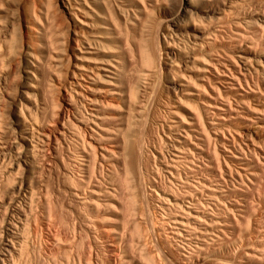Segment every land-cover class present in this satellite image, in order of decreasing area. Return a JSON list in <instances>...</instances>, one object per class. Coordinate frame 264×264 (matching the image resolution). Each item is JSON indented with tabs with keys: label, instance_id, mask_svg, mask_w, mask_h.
Wrapping results in <instances>:
<instances>
[{
	"label": "bare ground",
	"instance_id": "6f19581e",
	"mask_svg": "<svg viewBox=\"0 0 264 264\" xmlns=\"http://www.w3.org/2000/svg\"><path fill=\"white\" fill-rule=\"evenodd\" d=\"M41 2L40 0H0V89L4 87L7 90L6 95L9 93L7 103L12 106L18 103L13 93L22 83H20L21 79H25L27 84L30 83L28 87L38 91L41 84L45 86L47 84L48 91L56 89L59 97L62 96V93L58 95L61 88L66 91L68 95L66 97L69 99L63 110L66 115L63 114L64 116L61 117L58 114L56 118L54 117L55 120L51 119L52 121L47 125L60 126L56 128V132L61 140L65 141L66 138L71 137L80 144V147L77 145L76 148L83 161L78 168L81 175L79 174L76 181V189L72 187L74 190L70 192L78 204L84 207L83 209L86 207L91 213L89 218L84 217L88 222L84 223L87 224L85 226L88 231L93 226L92 216L99 204L116 202L117 192L122 191L128 194L130 209L128 207V215H126L128 219L134 220L132 223L136 230L133 227L135 232L130 234L128 243L124 240L125 237L123 238L122 229L120 232L115 231L116 233L113 231L114 237L108 239L106 248L111 256L118 259L119 264H143L140 259L143 252L148 256L151 249L160 248L155 239L156 234H159V231L156 232L157 227H154L155 220L161 226L162 230L159 229L164 232L163 236L165 234L168 242H178L181 247L183 245L195 249L196 252L192 250L198 255L193 257L192 252L184 254L183 264H204V261L211 256L217 260L216 256L220 253L223 243L221 237L228 229L223 225L221 215L224 211L230 213L228 214L230 216H227L228 220L231 214L234 216L236 212H240L236 204L237 198H244L242 191L236 192L232 187L227 189L226 185L233 182L236 185L251 186L256 182L254 172L244 178L239 175V179L234 178L232 174H238V171L231 166L234 161L228 159H238L235 158V154L246 159L261 155L257 152V147L252 148L251 145L254 147L255 145L246 143V140L250 139L251 133L264 134V55L262 61L257 59L255 62L249 57V50H242L238 55L236 54L237 59L233 56L236 59L234 62L232 57H229L232 60L226 58L231 55L224 54L225 52L223 55L224 49L221 50L215 45L209 50L204 66L195 67L201 74L198 79L202 83L193 85L174 72L175 78L170 74L171 81L174 82L170 88L181 96L176 99V103L171 100L159 103L161 100L159 101L157 98L159 96H156L155 83L162 72L166 75L170 73V69L167 70L165 64L161 63L166 48L165 42L169 43L165 39L166 35H160L161 26L151 19V9L144 1L80 0V4L85 7V10H80L83 16L80 19V12H73L70 1L62 0L60 6L70 16L74 25L78 23V27L69 29L71 34L65 31L63 21L61 22L58 17V13L63 11L57 12L56 8L51 12L48 7L41 6L43 4ZM148 2L149 5H153L152 10L156 9L153 0ZM82 5L78 6L83 7ZM210 29L198 33L197 38L194 36L200 42H193L192 51H200L203 45L213 44L217 35L212 30L214 28ZM170 36L169 34L168 37ZM218 37L220 36L216 38ZM191 59L196 61L194 57ZM224 75H228L229 78H224ZM33 95L34 99H38L37 95L32 94V97ZM49 95L54 96L52 93ZM108 96L110 99L106 98ZM184 98H194L195 106H188L189 102ZM36 101L38 103V100ZM21 102L19 101L20 105ZM33 107L36 111L42 109L40 104ZM160 107L162 117L159 118L155 112ZM19 108L18 111L22 114V106ZM179 108L184 113H180ZM239 109L248 113V118L252 121H249V125L253 127V131L248 135H237L240 139L237 141L233 135L234 131L225 124L228 121L226 119H231L233 113H237ZM26 112L29 117L26 118L23 114L22 118L28 120H17L21 136L29 147L34 149L37 146L34 139L38 135L37 140L39 139L38 142L41 144L38 142L37 144L46 148L49 153L58 142L55 130H44L37 116L33 117L36 112L33 115L30 110L29 113L27 110ZM1 128L4 127H0V130ZM1 131L0 139L4 133ZM59 142L58 144L61 143ZM229 144L232 148L227 149ZM148 145L151 148L149 150H152L150 158L154 165L153 169L146 155L148 154L146 151L149 152L146 150ZM257 145L263 147L264 138L260 139ZM19 148L20 146L15 147L18 150ZM227 153H230L231 157H227ZM91 160L94 161L92 168L97 165L102 168V172L105 168L106 177L110 176L112 182L108 181L110 182L108 190L91 186L94 185L91 184L92 177L89 174L90 169L88 170L89 167L91 168ZM64 164L62 163L63 166ZM63 166L62 173L66 177L67 170ZM16 167L17 173L21 169L19 165ZM7 173L11 175L10 172ZM115 175H120L122 179L120 186L114 183ZM10 179L11 177L5 178L7 183ZM32 179H29L30 182L35 180ZM24 180L25 178L15 184L16 187L9 185L10 189L6 188V182L1 183L8 190L5 200L8 201V210L5 209L9 211V216L5 227L0 231V244L4 258L8 257L10 261L24 255L25 248L22 250L25 243L24 236L29 231L25 229L29 223L25 225V222H28V216L30 218L32 215L28 211L34 212L32 211L34 208H31L37 202L35 198L38 195L42 199L48 197L44 193L48 194L49 181L46 183L36 178L35 183H30ZM145 187L149 188L150 193L146 192L148 190L145 191ZM141 190L142 192L144 190L147 196L142 195ZM150 199L158 203L155 208L163 212L161 213L163 215L159 217L157 214L160 212H156L157 216L154 214L155 208L148 203ZM19 200L24 201L23 206L18 205ZM36 205L35 207L38 206ZM13 215L17 218L14 219L15 223L10 219ZM137 219H140L141 224L135 222ZM228 221L230 223V220ZM142 223L145 225L144 228L140 226ZM102 231L104 232V229ZM26 237L25 239L28 240ZM179 245L176 247L181 249ZM126 247L131 250V254ZM159 248L157 249L160 251ZM133 253H137L138 256ZM79 259L77 264L81 263ZM13 261L10 264H16Z\"/></svg>",
	"mask_w": 264,
	"mask_h": 264
},
{
	"label": "rangeland",
	"instance_id": "374dc122",
	"mask_svg": "<svg viewBox=\"0 0 264 264\" xmlns=\"http://www.w3.org/2000/svg\"><path fill=\"white\" fill-rule=\"evenodd\" d=\"M40 1H42L41 4L43 3L41 6L43 7L45 6V8L48 7L49 8L48 10L51 12L52 10L54 11V9L56 8H57V12L63 11L61 13H58V17L61 20V22L63 21V25H64L63 27L65 31H67V33H70L69 29L71 30L73 27H78V23H75L76 25H74V23H72L71 21L72 19L70 18V16L67 15L66 12L63 10V8L60 6L62 0H40ZM69 1H70V5H72L71 7L73 9V12L78 13L79 11L80 19H82L83 16H81L80 10H85V7L82 4H80V0H77V1L69 0ZM142 1H144L148 5V7L151 9V12H152L151 19L155 21L157 25L160 24L161 26V28L159 27L160 35L161 34L166 35L165 39L168 41L167 43H169V44H166L165 42L166 48L164 47L165 48L164 55L161 59V63L165 64V67L167 70L170 69L169 71L170 73L166 75L165 73L163 74L162 72L160 78L155 83L156 84L155 88L157 91L156 96L158 95L159 96L157 97L158 100L159 101L161 100V102L158 101L159 103H163L167 100H171V102L176 103V99L180 98L181 96L179 93H175L173 89L170 88L171 84H174V82L171 81L172 75H173V78H175L174 72H176L180 78L186 81H189L193 85L195 83H202L201 80L198 79L199 75L201 74L199 73V71H196L197 68L195 67L204 66L203 63L206 62L205 59H208L207 54H209L210 52L209 50H212V47L215 45H216L215 47L219 49L221 48L224 49V51H222V54L225 52L224 54L231 55L228 57L225 55L226 58L228 59H231L229 57L233 58V56L234 58H236L237 55L242 50H247V51L249 50L248 52L250 53L248 54H249V57L252 58V60L256 62L257 59H260L262 61V56L264 55V0H153V2L156 5V9L154 10H152L151 8L153 5L148 4L149 0H142ZM78 5H82L83 7H80ZM83 12L85 13V11ZM59 14L62 16H60ZM210 28L211 29L214 28L212 30L216 32L217 36H220V37L216 38L217 37L216 36L215 38L217 40L214 38L213 44L211 45H206V46L203 45L202 46L203 48L201 47L200 51L198 50L192 51L193 42L194 43L200 42L199 39H195L196 35H198V33L202 31L206 32ZM215 29H218L220 32L218 30L215 31ZM169 34L171 35L170 37H168ZM64 36H66V34ZM159 37H160V40L163 41L161 36ZM191 57H194L196 61L192 60ZM236 59H234L235 60L234 62H236ZM178 72H180V74ZM224 76H225L224 78H229L228 75H224ZM25 81H26L25 79H21L20 83L22 82L21 83L22 85L19 83L20 84L18 85L19 87L18 86L16 87V89L18 88L17 91L15 89L16 92H14L16 94L13 93V95H16V98L18 101L17 103L18 105L17 104L15 105L17 106V108L7 103L9 101V96H7L9 95V93L6 95L7 90L4 87L2 88L5 91L2 88L0 89V100L4 99L3 101L2 100L0 101V107H1L0 108V118H1L0 121L2 123V124L0 123L1 124L0 127L2 126L4 127V128H1L2 131L0 130L2 133L4 132L1 137L2 140L0 139V142H1L0 143V188H1L0 189V193H1L0 194V231L3 230V228L5 227L6 220L8 219V216H9V211H7L8 201L7 202L5 201L7 200L6 192L8 190L5 189L4 188L5 186L2 185V184H5L4 182H6L7 180V179L5 180V178L11 177L9 182L8 183L6 182L7 183L6 188L8 189H10L9 185L10 187L12 185L14 186L15 184L17 185L18 183L23 181L24 178H25L24 181H29V182H30L29 180L30 178L31 179L33 178L32 180H34L35 178L34 180L35 182L37 181L36 180L37 178L38 180L46 181V183L49 181L48 182L49 184L47 183L49 190L47 188L48 194L46 192L44 193V195L48 196V197L44 196L46 197L47 200L45 198H44L45 200L42 199V197L38 195L40 200L38 199V196L37 198H35V200L37 202L41 201L40 202L41 205L39 202L37 203L35 201L36 202L35 204H37L39 207L37 205H36L37 207H35V204H34L33 205L34 207L32 206L31 208V209L34 208V210H32L34 212H31V210L30 212L28 211V213L29 214L32 213V215H30V218L28 216L27 219L29 221L28 222L26 221L25 225L26 223L27 224L29 223L28 224L29 226L26 225L25 229L29 230L27 231L28 233L26 232L27 233L26 236L27 235H30V236L29 237L24 236L25 243H23V246L25 247L22 246V250L25 248L24 250L28 254L23 251L24 255L22 256L20 255L21 257H18L19 260L16 257V259L15 258L13 259L14 261L12 259L10 261L8 257L4 258L3 256L4 252L2 251L1 244H0V251H1L0 259L4 258V260L1 259L2 262L0 260V264H3V262L4 263L6 262L5 264H10L12 261L13 263L15 262L16 264L18 263L19 264H62V263L63 264H66V263L75 264V262L77 264L79 258H80L79 261L81 260L80 264H87V263L88 264H91V263L92 264H119L118 259L115 256H111L112 254L108 251L106 246H108L107 243H109L108 239L111 237L112 238L114 237L116 233L115 231L120 232L122 229L123 238L124 237L126 238V239L124 238V240L127 241V243L129 241L128 239L130 237V234H133L135 232L134 231L135 225L133 226L134 223H132L134 222V220L132 221L131 219H128L129 217H127L128 210L130 209L129 207L130 201L128 199L129 198L128 194L122 191H119L117 192L115 196V199L117 200L116 202L111 201L108 204L107 203H103V205L99 204L97 208L98 211L96 210L97 212L95 211L94 215L92 214L94 216V217L92 216V223L94 222L93 226L88 231V228L85 226L87 224L84 225V223H88L87 220H85V218L87 216H88L87 218H89L91 213L89 210H87L86 207L85 209H83L84 207L82 208V206L78 204L76 199L73 196H71V192L74 189H76V181H78L79 174L81 175L78 168L80 167L79 164L81 162L83 163V161H81L77 153V148H76L77 145L78 147H80V144H78L79 142L77 143L71 137L66 138L65 141L61 140L62 138L59 137L56 132V128L57 127L60 128V126L57 125L56 127V125H54L53 127V124H51L50 126L47 125V123L50 124V122L52 121L51 119L55 120L54 117L56 118L58 114L61 117L66 115V112H64L63 110L65 109L66 104H68L69 102L68 97H66L68 95L65 93L66 91H64V89L61 88V91L59 92L58 95L62 93L61 94L62 96L61 97L57 96L58 92L56 93L55 91L56 89H54L55 92L53 91V89H51L54 93L52 91L51 92L48 91L47 89L48 87H46L47 86L46 83H45L46 86L42 84L40 85V87H42L41 89L40 87L38 88L40 91L33 90L32 88L28 87V84L30 83L28 82L27 84V82ZM31 93L37 95L36 98L38 99H34L35 96L33 95L34 97H32ZM51 93L54 95L53 97L49 95ZM26 94L30 99H27L28 97L26 96ZM247 97H250V96L247 95ZM106 98L110 99L109 96ZM203 98H204V94H203ZM36 100H38V103H36L37 102ZM185 100L189 102L188 106H191V107L195 106L194 98L185 99ZM19 101H22L21 102L22 105H20ZM35 103L37 105L40 104L42 109H40L39 111H36L35 110L36 108L33 107V105L36 106ZM5 104L8 106L10 105V106L8 107ZM19 106H22V110H21L23 111L22 114H20L21 112L18 111L20 109ZM27 107H29L30 109ZM2 109L3 111H1ZM28 109L30 110V113L32 112V115L34 112H36V115H34L33 117L37 116L38 121L40 122V125L43 124L42 126L44 127L41 126V128H44V130L46 131L48 129L52 131L55 130L56 136L58 138L57 141L61 142V143L59 142L60 144H58V142L57 143L54 142L56 143V145L54 144L55 149L53 147V149L49 151V153H47L48 150L46 148H42L39 145L41 143L38 142L39 139L37 140L38 135H36L37 137H35L34 139L37 145L36 148L34 149L30 148L27 141L21 136L22 134L20 133V128L17 125V122H18L17 120L22 121L23 119L28 118L29 115L26 112L27 110L29 113ZM239 110L237 113H233V117L231 119H226L228 121L225 124L226 126H229V128L234 131L233 135L237 138V141H240L237 135L240 134L244 136V135L250 134L253 131V127L249 125V121L251 120L248 118L249 117L248 113L242 110L241 111ZM178 111L180 113H184V111L181 108H179ZM161 112H162V108L160 107V109L156 110L155 115L160 118L162 117ZM22 115L24 117L26 116V118L24 117L22 118ZM5 138H7L6 141H5ZM227 138L230 139V136L227 135ZM263 138H264V134L259 132L256 134L251 133L250 139L247 138L246 140V143H249V144L253 143V145H255V147L251 145L252 148L256 149L257 147V152L261 154L257 158L255 157L253 158V156H251V157H248L249 159L248 158L246 159V158H242V156L238 154H235L236 155L235 158H238V159L236 160L228 159L229 161H234L233 163L230 162L231 166L234 168V170L236 169V171H238V174H235V173L232 174L234 178L239 179L238 175L244 178L246 176H250V174L254 172L256 175L255 177L256 182L254 183L255 186L254 185L249 186L248 184L247 185L245 184L248 188L245 185L243 186L239 184L240 185L239 186L238 184L236 185V183H233V182L228 183L226 185L227 189L232 187V190L236 189L235 190L236 192L242 191L241 193H243L244 198H240V197L237 198L238 202H236L237 201L236 199L235 202L238 208L240 209V212L238 213L236 212L237 214L235 213L234 216L233 214H231V217H229L228 219L230 220V223L227 220V216H230L228 215L230 213H226L225 211H224V214L222 213L221 221H223V225L228 227V229L226 230L224 235L221 237L222 238L221 243L222 242L223 243H222V248H221L220 253H218V255L216 256L218 261L215 260V258L211 256V257H208L209 258L208 260L204 261V264H222V263L264 264V146L261 147L257 145V142ZM37 142L39 144H37ZM15 145L17 147L20 146L19 150L15 149L16 147ZM148 146L149 147H146L148 148L146 150H149L150 145ZM230 148H232V146L229 144L227 149H230ZM16 150H18V152ZM43 150L44 152H42ZM45 152L47 154H45ZM149 152L146 151V153H148L146 155L148 159L150 160L149 162V164H151L150 167L153 169L154 165L150 158L152 157V154H151L152 150L151 151L149 150ZM32 154H35V155H32ZM18 155L20 158L17 157ZM227 155H228L227 157H231L230 153H227ZM93 162L92 160L90 162L91 168L93 167ZM33 163L36 166L33 165ZM62 163L63 164L65 163L64 166L62 165ZM18 165L20 166L21 170L17 171L16 173V169H17L16 166ZM62 166L65 167L66 170L68 171V172L67 171L65 172V175L67 178L64 177V174L62 173ZM91 168L90 167L88 168V170L90 169L89 174L92 177L91 184H94L91 186L92 187L94 186L93 188L96 187L97 189H100V190H108V187L110 185L109 184L110 182L108 183V181L112 182V180L110 176L106 177L107 172H105V168L103 169V172H102V168H99L97 165L94 167L95 171H94V168H92L93 170ZM6 171L10 172L11 175H7L9 173H7ZM1 176H3L4 178ZM6 176H9V177H6ZM37 176H40V177H37ZM27 177H30V178L28 179ZM113 180H114L115 185L118 184L117 186H120L119 183H121V180H122L120 175L113 176ZM34 181L32 182L35 183ZM229 184H231V186ZM233 186L234 187L236 186L238 190L236 187L234 188ZM2 189H4L3 192H2ZM239 189H242V190H239ZM145 191L147 193L148 192L150 193V190L148 187L147 189L145 187ZM145 191L143 190L144 192L143 193L141 190L142 195L146 193ZM34 197H36V195H34ZM152 200L154 201V199ZM152 200L151 199L150 201L148 200V203L151 207L155 208L158 203L153 202ZM33 203H34V199H33ZM18 205L23 206L24 201L21 200ZM154 210H155V213H154L155 215L158 212H160L159 213L160 215L157 214L159 217L163 215L161 214L163 212H161L160 210L156 208ZM81 212H84V213H81ZM149 212L151 213V211ZM10 219L12 220L11 221L12 223L16 222L14 219L17 220L16 216L14 215ZM41 220L42 222H40ZM139 220L137 219L135 220V222L138 221L137 223L141 224V221L139 222ZM155 222L156 224L154 223V225L156 226L154 227L155 228L157 227L156 232L159 231V234L158 233L156 234L157 237L155 239L158 241V244H159L158 246H160V248L159 247L157 248H159L160 251L157 248L156 250L153 249L154 251L151 249L150 253L148 252V256L146 252L145 253L141 252L142 255L140 259L142 260L143 264L145 263L152 264V262H154V264L156 263L157 264H183L184 254L187 255L188 252L189 253L192 252L191 255H193L194 253L193 257L198 255L195 253L196 252L195 249L191 247L186 248L185 246L182 245V247H185L184 248L185 251H184L180 243L168 242L165 238V234L163 236L164 232L161 231L162 230L161 226H159L156 220ZM143 225L144 224L142 223V225L140 226L143 227ZM143 228H141V230H143ZM103 229H104V232L106 231L105 233L102 231ZM113 231L115 232L114 234H113ZM160 236L162 240L160 239ZM25 237L28 238V240H26ZM26 244H27V247H26ZM178 245L181 247V249L179 247H176ZM104 246L105 248H103ZM126 248H127L128 253L131 254V250L128 247ZM210 250L211 248L208 251L209 255L211 254ZM133 254H135L136 257L138 256L137 253H133ZM83 256L85 257V259ZM152 256L154 259L152 258ZM22 257L23 259H21ZM147 257H149V259ZM150 257L152 258V260ZM53 258L56 261L53 260ZM200 258L202 257H199V259Z\"/></svg>",
	"mask_w": 264,
	"mask_h": 264
}]
</instances>
